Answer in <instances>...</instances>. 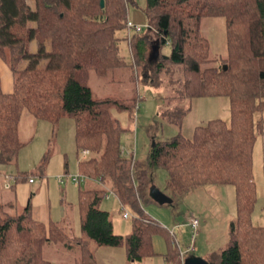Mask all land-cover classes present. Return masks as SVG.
Listing matches in <instances>:
<instances>
[{
	"label": "trees",
	"instance_id": "obj_1",
	"mask_svg": "<svg viewBox=\"0 0 264 264\" xmlns=\"http://www.w3.org/2000/svg\"><path fill=\"white\" fill-rule=\"evenodd\" d=\"M129 1L0 0V55L6 47L12 59H25L11 91L0 87V162L14 160L23 145L17 132L23 112L52 124L66 114L74 121L77 153L88 151L77 158V174L101 183L99 188L78 189L79 237L68 238L55 220L35 219L28 203L20 212L9 208L11 202L0 203V264H51L42 255L47 242L78 244L81 252L73 264H98L89 240L123 246L129 260L153 254L152 233L165 234L141 207L153 166L165 170V187L172 195L205 183L231 184L235 209L227 241L207 262L264 264V225L251 222V152L256 134L262 132L254 112L264 107V0H145L146 32L123 35ZM214 15L224 17L226 55L217 64H207L208 42L200 32V19ZM120 38L127 40L134 64H180L183 95L228 96L229 120L210 118L195 125L191 137L177 132L154 140L142 166L133 155H124L122 128L110 109H127L132 102L95 96L87 83L90 70L103 75L125 65ZM33 39L37 47L29 51ZM163 42L170 45L167 55L158 50ZM29 177L24 171L14 175L15 180ZM106 189L120 206L135 212L127 234L113 232L108 211L99 206ZM167 245L165 259L182 264L185 256L177 245L172 247L168 239Z\"/></svg>",
	"mask_w": 264,
	"mask_h": 264
},
{
	"label": "rangeland",
	"instance_id": "obj_2",
	"mask_svg": "<svg viewBox=\"0 0 264 264\" xmlns=\"http://www.w3.org/2000/svg\"><path fill=\"white\" fill-rule=\"evenodd\" d=\"M144 5L145 0L126 4L127 18L140 25L138 31L129 29V34L146 32ZM126 32L125 28L120 34ZM200 32L208 42L207 64L219 63L220 57L226 55L224 17H201ZM119 46L125 65L109 68L103 75L90 70L87 83L95 96L112 95L132 102L127 109L111 108L110 115L122 128L120 145L123 154L133 155L140 166L146 164L154 140L168 138L177 132L191 137L194 126L210 118L229 120L228 96H185L182 94L180 64H157L153 60L150 63L137 60L134 64L125 38L119 39ZM36 47V41L30 40L27 49L35 51ZM158 50L167 55L169 43H161ZM3 53L0 55V87L8 92L12 89L15 72L24 66L25 59H12L6 47ZM44 61L42 59L40 65ZM254 118L261 121L262 132L256 134L251 152L255 188L251 222L264 225V107L254 112ZM18 137L23 145L14 160L0 162V203L11 202L9 208L16 212L28 203L32 217L43 222L55 220L68 238L79 237L78 189L99 188L101 183L80 177L78 182L74 179L77 158L86 155L76 151L73 118L61 115L52 124L25 111L18 122ZM17 171H24L41 182L29 183L26 178L15 180ZM150 175L152 184L170 199L161 202L154 199L149 194V185L141 199L143 211L156 219L165 231V234L160 230L152 233L150 240L154 253L141 261L129 262L123 246L97 245L89 240L88 248L98 264H150L153 261L155 264H162V261L163 264H172L164 257L169 246L167 239L172 247L177 245L183 256L190 254L211 260L227 241L228 222L234 217V187L205 183L172 195L165 187L166 174L162 167H151ZM4 180L11 184L10 188H4ZM99 206L108 211L113 232L127 234L131 231V218L135 212L127 205L120 206L109 189H106ZM124 211L128 213L127 217L123 216ZM192 216L198 220L195 228L190 224ZM80 252V246L75 243L47 242L42 247L43 257L51 264H73Z\"/></svg>",
	"mask_w": 264,
	"mask_h": 264
},
{
	"label": "water",
	"instance_id": "obj_3",
	"mask_svg": "<svg viewBox=\"0 0 264 264\" xmlns=\"http://www.w3.org/2000/svg\"><path fill=\"white\" fill-rule=\"evenodd\" d=\"M100 4H102V0H100ZM155 51V47H154ZM149 194L156 200L158 201H163L164 199L170 201V199L166 198L162 192L155 187L154 185L149 187ZM182 264H209L205 259L195 256V255H190L187 254L183 259H182Z\"/></svg>",
	"mask_w": 264,
	"mask_h": 264
},
{
	"label": "built area",
	"instance_id": "obj_4",
	"mask_svg": "<svg viewBox=\"0 0 264 264\" xmlns=\"http://www.w3.org/2000/svg\"><path fill=\"white\" fill-rule=\"evenodd\" d=\"M125 28L127 29V33L129 34V32H128L129 29L132 28V29H134L135 31H138V30L140 29V25L131 22L130 19H127L126 22H125ZM121 150L123 151V148H122V147H121ZM80 152H81L82 154H84V155H86V154L88 153L87 149H81ZM75 176H76V177H75V178L73 177V178L75 179V181L77 180V182H78V180H80V178L82 179V176L79 175V174H76ZM79 177H80V178H79ZM28 181H29V182H36L37 179H36V178L29 177V178H28ZM123 216H124V217H127V216H128V213H127L126 211H124V212H123ZM197 222H198V220H197V218H196L195 216H192V217L190 218V224H191L194 228H195ZM181 254H182V253H181Z\"/></svg>",
	"mask_w": 264,
	"mask_h": 264
},
{
	"label": "crops",
	"instance_id": "obj_5",
	"mask_svg": "<svg viewBox=\"0 0 264 264\" xmlns=\"http://www.w3.org/2000/svg\"><path fill=\"white\" fill-rule=\"evenodd\" d=\"M23 114V113H22ZM22 114H21V116H22ZM21 116H20V118H21ZM20 118H19V120H20ZM19 122V121H18ZM17 132H18V126H17ZM4 183H5V185H4V188H10L11 187V184H9L6 180H4L3 181ZM28 182V181H27ZM41 182V180L39 179V181L38 182H32V183H40ZM91 182H95L94 180H91ZM30 183V182H29ZM153 184H152V182L149 184V187L150 186H152ZM6 186V187H5ZM158 188V187H157ZM106 197H107V195H106ZM107 198H109V196L107 197ZM107 198H105V199H107ZM5 203H7V202H5ZM9 203V202H8ZM35 219H37V218H35ZM38 220H40V219H38ZM41 221V220H40ZM97 260V259H96ZM140 261H141V259H140ZM129 262H134V260H129ZM154 263H150V264H155V261H153ZM162 264H163V261L161 262Z\"/></svg>",
	"mask_w": 264,
	"mask_h": 264
}]
</instances>
